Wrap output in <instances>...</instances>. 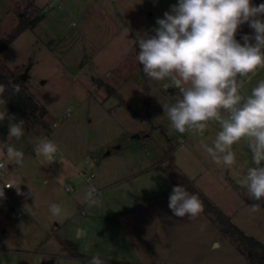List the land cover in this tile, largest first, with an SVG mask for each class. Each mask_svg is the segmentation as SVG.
I'll return each mask as SVG.
<instances>
[{
    "label": "rangeland",
    "instance_id": "374dc122",
    "mask_svg": "<svg viewBox=\"0 0 264 264\" xmlns=\"http://www.w3.org/2000/svg\"><path fill=\"white\" fill-rule=\"evenodd\" d=\"M134 1L138 9L127 11L122 0H0V40L21 17L41 16L0 61L3 71L22 74L30 67L25 86L47 109L44 121L50 126V131L24 126L21 137L8 138L24 159L0 172V188L16 182L4 187L0 198L1 264H45L47 258L54 264H87L94 255L105 264H247L213 214L204 209L192 221L173 214L170 150L177 172L246 235L264 242V209L251 212L240 184L254 166L247 142L233 145L236 164L228 168L214 163L202 147L212 145L218 123L209 121L202 133L175 131L165 106L174 103L178 89L168 79L144 78L136 48L128 44L148 35L178 0ZM244 35L254 36L248 23L235 38L243 44ZM260 80L264 68L244 93ZM101 83L118 94H109ZM40 137L58 146L55 160L36 155ZM91 188L99 204L88 207ZM53 203L64 210L60 217L51 214ZM63 240L75 244L83 258L66 257L71 252Z\"/></svg>",
    "mask_w": 264,
    "mask_h": 264
},
{
    "label": "clouds",
    "instance_id": "9594fccd",
    "mask_svg": "<svg viewBox=\"0 0 264 264\" xmlns=\"http://www.w3.org/2000/svg\"><path fill=\"white\" fill-rule=\"evenodd\" d=\"M264 3L256 6L251 0H178L164 18H157L154 35L129 40L138 44V62L144 74L154 81L168 79L178 89L174 103L165 106L171 127L180 134L186 131L202 133L209 121L219 124L220 130L211 146L202 144L213 162L232 168L236 164L233 145L247 142L254 166L247 169L240 181L250 199H264V80H260L244 95L246 79L264 68ZM248 23L254 36L244 35L241 44L235 37L240 25ZM254 39L255 43H250ZM11 87L14 93L20 85L0 84V96ZM14 118L0 111V122ZM24 121L9 124L8 136L24 134ZM58 146L51 140L37 139L35 153L48 162L56 159ZM24 154L7 142H0V171L8 165L23 162ZM12 181L5 187H13ZM17 188V187H16ZM19 192V187L17 188ZM71 191L69 187L67 189ZM31 191V189H30ZM32 192V191H31ZM91 188L85 196L88 207L99 204ZM0 188V198L4 197ZM169 208L177 217L192 221L204 210L202 201L184 186H174L169 196ZM251 212L260 210L259 203L249 206ZM54 217L64 210L59 204L49 207ZM87 264H105L99 255Z\"/></svg>",
    "mask_w": 264,
    "mask_h": 264
},
{
    "label": "trees",
    "instance_id": "16d2710c",
    "mask_svg": "<svg viewBox=\"0 0 264 264\" xmlns=\"http://www.w3.org/2000/svg\"><path fill=\"white\" fill-rule=\"evenodd\" d=\"M29 6H33L30 4ZM41 21V16L35 19H26L25 16L20 18L17 26L4 38L0 40V55L14 42L16 41L25 31L28 29L35 28L38 23ZM158 26L153 25L148 35H154L152 31ZM136 53L138 55L139 46L135 45ZM0 61V84L9 85L13 80L20 76V72L12 70H2L4 66H1ZM32 66V65H30ZM140 70L143 74V77H147L143 72V66L140 64ZM16 84L20 85V91L14 93L11 87L6 88V91L0 96V102L5 103V109L0 111H6L8 116H11L18 121L23 120L24 126L27 129H33L39 125H42L48 131H50V126L44 121V118L47 116V109L28 91L25 86V82L21 80L17 81ZM101 87L109 92V94H118L116 90L107 85L101 83ZM131 109V107L128 105ZM131 111H133L131 109ZM12 123V120L9 121L7 117L4 121L0 122V142H8V132L9 124ZM169 160V169L168 174L170 175L173 187L174 186H184L190 193L196 194L199 199L202 201L204 209L208 214H213L216 217L217 222L219 223L220 230L232 238L239 249H241L247 259V264H264V244L252 236L246 235L238 226H236L227 215H225L220 209L215 207L203 194L198 192L195 188V185L192 181L185 178L173 167L174 158L173 150H170L168 154ZM161 166H157V169H161ZM243 198L245 201L252 205L253 203H259L260 209H264V199L261 201H254L249 198V196L243 190ZM64 248L70 250L71 255L75 258L82 257L77 252V247L71 242L62 241Z\"/></svg>",
    "mask_w": 264,
    "mask_h": 264
},
{
    "label": "crops",
    "instance_id": "0c3cea01",
    "mask_svg": "<svg viewBox=\"0 0 264 264\" xmlns=\"http://www.w3.org/2000/svg\"><path fill=\"white\" fill-rule=\"evenodd\" d=\"M122 1H124V3L126 4V10H127V8H128V10L127 11H129L131 8H136V9H138V6H137V3H136V1H134V0H122ZM117 15H120L121 13L120 12H118V13H116ZM42 17H44V16H42ZM123 22H124V20H123ZM123 25V27H127V22H124V24H122ZM129 44V43H128ZM130 45V44H129ZM134 46V45H133ZM134 48H135V46H134ZM244 95H246L245 93H244ZM55 160V159H54ZM15 172H17V170H15ZM202 194V193H201ZM63 241H67V242H70V241H68V240H63ZM262 242V241H261ZM263 244H264V242H262ZM61 244H62V242H61ZM66 257H70V258H72V259H76L75 257H73L72 255H71V253L69 254H66L65 255ZM48 257V256H47ZM77 258H82V257H77ZM48 259V258H47Z\"/></svg>",
    "mask_w": 264,
    "mask_h": 264
},
{
    "label": "water",
    "instance_id": "95a60500",
    "mask_svg": "<svg viewBox=\"0 0 264 264\" xmlns=\"http://www.w3.org/2000/svg\"><path fill=\"white\" fill-rule=\"evenodd\" d=\"M29 70H30V67H27L24 72L22 74H20V76L18 78H16L15 80L12 81V83H15L19 80H21L22 82H25L28 77H29ZM45 264H54V260L53 259H46L45 260Z\"/></svg>",
    "mask_w": 264,
    "mask_h": 264
},
{
    "label": "built area",
    "instance_id": "2783aa9c",
    "mask_svg": "<svg viewBox=\"0 0 264 264\" xmlns=\"http://www.w3.org/2000/svg\"><path fill=\"white\" fill-rule=\"evenodd\" d=\"M261 70V68H258L257 70H256V73L254 74V75H252L251 76V79L259 72ZM251 79L250 80H248V79H246L245 80V82H244V87L242 88V93L244 94V91H245V89H246V87H247V85L249 84V82L251 81ZM0 172H3V171H0ZM8 184H10V183H6L5 185H4V187L5 186H7ZM6 189H10L9 187H5ZM68 191V190H67ZM69 192H72V189H71V191H69ZM1 264V263H0Z\"/></svg>",
    "mask_w": 264,
    "mask_h": 264
}]
</instances>
